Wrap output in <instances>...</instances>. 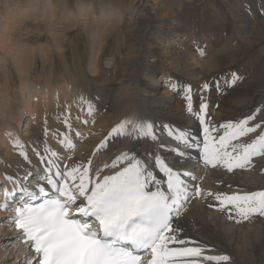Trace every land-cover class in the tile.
<instances>
[{"label":"snow or ice","instance_id":"6c2138e0","mask_svg":"<svg viewBox=\"0 0 264 264\" xmlns=\"http://www.w3.org/2000/svg\"><path fill=\"white\" fill-rule=\"evenodd\" d=\"M197 51L202 56L206 53L199 46ZM242 80L233 71L225 83L232 88ZM216 87L220 89L219 82ZM209 89L208 83L202 85V92ZM183 95L186 111L197 120L203 136L200 139L189 129L162 125L177 145L168 149L176 157L172 163L160 154L159 149L167 145L160 141L153 122L124 120L108 135L128 136L137 142L151 141L156 150L146 156L138 154L135 148L122 152L93 175L91 160L62 166L60 154L45 141L42 151L32 150L45 165L34 186L26 183L30 182L31 171L22 179L6 176L13 189H4L0 210L13 213L8 219L20 233L16 239L28 245L29 253L23 264H230L229 255H206L204 246L182 236L184 230L179 226V218L191 200L207 197L218 202L209 207L226 211L228 218L236 223L254 216L264 217V190L213 193L198 184H190L189 180L202 177L187 170L192 156L190 151L182 149H197V163L205 168H222L228 173L252 170L254 158H264V120L256 122L264 112V105L241 119L216 125L208 116L209 105L204 95L200 97L198 110L194 108L190 85L184 87ZM80 100L91 115L92 102L83 97ZM62 123L69 131L73 127L68 116ZM69 131L60 133L58 143L63 149L74 151L76 145ZM44 134H48L47 122ZM75 135L79 137V131ZM105 146L106 142L102 141L97 151ZM13 147L31 164L24 143L17 138ZM105 169L109 172L105 173ZM18 193L19 203L13 206L9 201Z\"/></svg>","mask_w":264,"mask_h":264},{"label":"bare ground","instance_id":"6f19581e","mask_svg":"<svg viewBox=\"0 0 264 264\" xmlns=\"http://www.w3.org/2000/svg\"><path fill=\"white\" fill-rule=\"evenodd\" d=\"M134 1L135 2L133 4L136 6L137 11H135L134 9V11L131 12L132 14L129 17L125 18L128 19L126 21L127 27L124 28L125 29L124 31H120L118 28L119 23L117 21L121 20V16H119L117 19H114V16H116V14H118L119 12L117 10H112L110 6L107 7L101 4L99 5V10H95V7H93V3L91 4L89 2L88 3L81 2L78 5V12H79L78 15L80 18L85 19L81 22L79 21L80 22L79 28L87 32L89 34V37L91 38L93 37V40L91 42L93 43L92 45L93 50H97L98 48L99 51L103 50L104 41L108 39V37L112 33H114V38H113L114 43L118 44L119 41L121 42L119 46L118 56L114 55L115 57H117V59L114 61L110 60V63H108V65L111 64L113 66L112 68H115L118 59L120 60V67L116 71L117 73L115 75L112 72L113 70L111 68L110 70H107L108 68L106 69L105 66L103 65L98 66L99 70L96 69L95 64L98 63V61L101 58L100 57L101 55H96L95 57L93 54L92 60L90 59L92 61V64L95 63L93 65L95 68L93 67L94 69L92 68L90 69L93 75L92 73L88 74L89 72L86 73L82 71L80 64L81 61L80 59H78V56L77 54H75V52H73L72 54L73 61L70 62L69 59L66 57L67 49L65 50L63 44L61 45L58 44L59 40L63 39L64 41V39L66 38L67 29L70 25H68L66 22H63L62 25L58 23V25L59 24L61 25L60 27L58 26L59 29H54L53 27L54 31H51V36L54 41L53 43H55V47H56L55 53L57 52V54L59 55L60 63L64 67V69H60V70L56 69V71H53V69H55L54 66L51 69L52 73H54L55 75L53 77V81H56L54 88L56 89V93L59 97L58 109L52 112V116L56 117L57 126L54 128L52 132L48 129V135L46 137L42 136L38 138L36 135H40L42 133L41 131L45 126V122H47V127H49L52 124V119L48 117L49 113H46L47 110L44 112L45 109H40V106L34 108V105L30 102V98L27 99L24 98L23 103H27L28 108L32 109L30 113L38 114L37 124H33L30 128L28 127L31 122L30 116L26 124L24 121L22 125L20 122L21 120H19L17 125V127L21 130L20 132H22L23 134L26 132L23 130V127H27L28 131L33 132V134L29 136V138L23 141L28 151L31 164L25 162L23 158L19 156L18 154L19 150L13 147V140L10 141L8 139L9 129L6 130L3 134H0V186L3 183L4 189L13 188V183L8 179H6V176H13V178L22 179L28 171L32 172V176L29 179H31L32 181L36 180L34 183H30V184L37 183V177L38 175L42 174V169L45 167V165L39 162L38 158L33 154L32 150L35 148L37 150L42 151L43 143L45 141L53 150L57 151L58 153L61 152L67 153L66 156H69V154H71L70 156L71 159H68L67 157H65V159L63 158L64 160L67 161V163L70 162L72 164L86 163L88 160H92L91 149L97 148V146L100 145L102 141H105L106 145H108L107 139L111 137L108 134L117 125V123L115 122H117L118 120H120V123L121 121L124 120L135 121L137 119L151 121L155 124V131L158 137H160L161 132L164 130L162 128L161 129L158 128L159 125L163 124L164 122L166 123L167 120L169 121L171 120L175 123L182 124V126L186 124L188 126L196 125L197 127H199V123L197 122V120L193 119L192 116H190L187 113V111H185L183 106L177 105L176 108H174V106L172 105L167 106L166 103L159 104L154 99H151L153 96L152 89L156 88V85L155 84L153 85V77L152 76L148 77L150 76V74H152L153 76L155 73L158 74L157 70H155L157 69V67L156 68L152 67L151 64L154 63L156 56H158L157 60L158 61L160 60L159 58H161L163 55L162 50L165 45H167V48L172 46L171 42H173V40H170L169 37L175 36L174 38L175 41L177 40L184 41L185 38L188 36V34H190L189 32L190 26L193 33L195 32L196 27L201 26L200 31L202 29L206 30V32L203 33H211L213 31L220 29L224 33L226 32L227 35L225 36L226 39H223L224 37L219 38L218 34L215 33L211 34L209 37H204V36L202 37L203 45L200 47L201 48L205 47L206 49L205 55L207 56L205 58H201L199 52L196 53L193 50L192 51L190 50L188 52L184 51L183 54L178 53V56H175L174 60L171 61L168 60L170 65L177 67V70L180 71L181 75L185 74L186 76L187 75L196 76L198 74L203 73V77H200L201 79L204 80L218 79L219 77L226 75L223 72L226 69L224 66L226 65V63L232 65L231 67L233 66L235 67L236 63H240L242 58L241 59L238 58L234 60L233 54L237 55L238 52L240 51L242 52L241 54L247 52L250 53L251 51L254 52L257 51V55L264 54L260 52L262 50H260V48L257 46V43L261 41V39H264V18L261 17L258 20L257 19L253 20L254 10L256 11L255 12L256 16L259 15L258 12L264 13V5L260 4L261 0L250 2L251 3L250 7H248L249 5H246V3L248 4L247 1L244 2L245 0H236V6L238 7L237 10H235L233 2L232 1L230 2V0H220V2H217L216 0L215 2L218 4H214L213 6V11L215 14L214 18L210 17L207 18L206 20H201L200 17L192 18L189 15L181 16L179 10H178L179 13L175 14L172 11L166 9V6L163 4L165 3L164 0H153L152 4L149 3V1L152 0H134ZM35 5H36L35 2H30L28 3V6L24 5L23 8L17 6L18 8H16V11L13 8H11L12 11L10 9L7 10V12L4 13V15L0 14V20H3L1 21V25H0V37H2V33H3V38H5L3 40L2 38H0L1 43L5 41L8 43L10 39L9 37L10 34L9 35L7 34L11 32V31L8 32V29L10 27L11 29L14 30L15 34L16 32L18 33V31L16 30L19 29V27L21 28V26H23L21 24H23L22 22L24 21V19H26L25 13H27L30 10H34ZM177 6L181 7V4H178ZM258 7L260 9H258ZM234 12H237L236 16L239 17V21H233L232 19H230L229 17L230 14L234 17L233 15L235 14ZM97 13L100 14V18H98L96 21L94 15L96 16ZM9 14L10 16H8ZM119 14L121 15V12ZM5 15L6 18H4ZM52 15L51 17L53 18L55 15L54 13ZM56 15L57 17L59 16L58 14ZM9 17L11 18L9 19V21L16 24L14 25L12 24V26L7 25L6 23L8 22ZM167 17H169L171 20L166 24L165 22H163V19H166ZM112 18L114 19L113 21L111 20ZM107 19L109 20L107 21ZM188 20H189L188 24H190V26L186 24ZM55 21H57V19ZM215 21L217 22L216 24L214 23ZM73 24H74L73 26L76 25L75 23ZM182 29L186 30V35L184 37L182 35L183 33ZM235 31L241 33L242 40L240 41L238 47H236V45L234 46L232 42L235 41L233 36L236 39V36L234 35ZM12 35H14V33ZM95 38L98 39V43L96 42L97 39L96 41L94 40ZM20 39L21 38H19V40ZM189 39L195 40V42L197 43L196 38L193 37V35H189ZM17 40L18 38H16V40L13 39L12 41L15 42ZM251 43L253 44L251 45ZM124 44H125V48H124ZM191 44L192 43L189 42L188 46H190ZM244 44L245 47L248 46V44L249 46L241 50V47L243 48ZM218 45H221L220 49L217 48ZM12 46L9 45L6 49L4 48L7 54L12 53L14 48ZM49 47L50 46L48 45H42V44L41 46L23 45L22 47H19L18 51L16 50L11 60L5 59V61L7 62L12 60L14 61L17 72L20 75L19 77L21 78L20 87L23 88L24 90L27 89V86H29L30 83H33V75L31 74V71H34L35 69L33 68V66H30L31 64L29 63L32 60H34L36 54L37 56H40L42 59H44V61H48L49 58L47 57L48 54L51 52V49ZM123 48L125 49L124 53H120V49L123 50ZM172 51L174 50L170 49V51H166L165 53H170ZM149 55H152V57L154 56V58L147 62L148 58L150 57ZM1 58H3V55L0 53V61H2ZM263 58L264 57H260V56L256 57L255 59H257L256 61L258 63L254 62L253 64L254 65L262 64ZM55 60L56 59L54 57L53 62ZM6 64L7 63L3 64L2 73L0 74V98L5 103L10 98L17 97L15 96V94L10 96L11 92L9 86L12 85L11 82L12 80H15V77L13 76L14 79L12 78V76L9 77L11 73V68L10 66L8 67V65L5 66ZM102 64H104V62ZM245 64L246 61L240 64L242 65V67L241 69H239L240 70L239 72L243 73V76L245 74V68H244ZM34 66H36V62ZM103 67H104L103 73L99 74L100 73L99 71H101ZM122 68L124 69V71L122 70ZM138 71L139 74L141 73L142 75H145L148 78H143V79L141 78L140 83H138L137 82L139 76V74L137 73ZM74 72L80 74L79 78L74 74ZM1 75L5 76L6 81L3 79V81L5 82L4 85L1 83ZM69 76H72L73 78L77 79L78 83L82 85L81 87H76L74 84H72V87L76 94L75 98L73 97L74 92L72 93L71 98H68V91L70 88V84L68 83L67 79ZM112 76H115L114 81H112L111 84L108 85L109 86L108 91L105 89H100V91L98 90L100 94L99 96H102L101 99L103 101L99 100L97 101L95 106L93 105L95 107L94 111H97V109L100 107L107 108L108 111L107 114H105L106 116L99 115L96 119H94L95 116H92L94 114L90 115L87 110L82 116L84 112V107H82L80 98L83 97L84 100L91 101L93 102L92 104L95 103L92 97H94L93 95H95L96 91L91 88L90 82L94 81L98 77H101L100 79L98 78L99 82L100 81L106 82L110 80ZM158 76H156V78ZM126 78H132L133 80L126 81ZM120 82H122L121 84L122 87L118 85ZM109 89H111L110 94H109L110 92ZM115 89H117V91H114ZM239 101L242 103L245 101V99L235 98L234 101L232 100L230 101L229 107H232V105H236V103H238ZM11 111H12L11 109H8L9 113ZM223 111L224 109L221 108V111H218L215 117H213L214 124L219 125L221 124L222 120H228L237 117V116L233 117V115H231L233 114L232 112L233 110H231L230 108H228L225 112ZM40 116L46 117V119L44 120L42 118L39 119L38 121V118ZM65 116H68L71 124L73 125L70 131L66 129L64 124L62 123ZM86 119L88 121V124L83 123V121H85ZM237 119L239 118H235L233 120H237ZM258 120H260V118ZM261 120H264V114H262ZM65 131H69V135L72 136L73 143L78 148H79V144L76 142L78 140L77 138L80 139V137L83 135L86 136L89 135V138L87 140L85 139L83 143V147L79 149L78 152L74 153V151H67L63 149L62 146L59 145L58 143L59 139L61 138L60 133H64ZM77 131H79L80 133L79 137L75 135ZM165 132H166L165 134H167V130ZM53 133H55V135ZM193 135H196L198 138L202 139L203 133L193 132ZM250 135L254 137L255 134L253 135L250 134ZM113 136L116 137L115 135ZM170 140L171 138H168L166 141H170ZM129 144L130 146L128 147L127 151L135 148L137 153H139L138 151L139 144H141L140 145L141 148L149 147L150 152L156 149V145L153 144L151 141L137 142L133 139V142H130ZM164 144L167 145V148L161 149V151L159 150L160 154L164 155L167 158V160L170 163H172L175 161L176 157L175 154L169 152L168 149L175 148L177 147V145L176 146L169 145L167 142ZM108 149L111 148L108 147ZM108 149H106V151ZM186 150L190 151L188 149ZM196 150L197 149H193L190 152L191 155L197 154L196 156L198 157L199 153L196 152ZM262 159H261L262 163L258 165L260 166V168H258L259 169L258 173L252 171L251 172L240 171L237 172L236 174L230 175V177H227L228 183H230V181L234 183L237 182L238 184L237 188L242 189V191H234V192H249L254 190L255 191L264 190V174H263L264 172L262 174L259 173L264 170V168H262L264 167V159L263 160ZM259 161L260 160H257L256 162L254 161L255 167ZM101 162L102 159H99L98 165L96 163L94 164L96 168L93 167L92 164L90 165L93 175L95 174L97 169H100L104 166L106 159L103 161L102 164ZM189 165L191 164L188 163L187 169L191 170ZM198 166L200 167V169L199 168L196 169L197 166H195L194 171L196 176L202 177V179L195 181L194 185L198 184L202 189L209 190L213 186L216 180L223 178V171L220 169H213L215 172L214 175L208 177L206 171H204V169L201 167L202 163H199ZM153 171L158 172V170L155 168H153ZM108 172L109 170L105 169V173ZM40 182L43 183V181ZM219 182L225 184L224 180ZM189 183L191 184L192 181L189 180ZM32 186L33 185H29V187ZM218 187L223 189L224 185ZM232 192H233L232 189H230L229 193ZM3 195H1L0 198ZM217 203L218 202H216L212 197L195 198L191 200V202L187 205L184 213L179 218V226L184 230L182 236L190 239L191 237H193L194 239H197L202 243L207 244L208 246H210V248L212 247L211 249H214L212 254H214L215 251L216 253L218 251L217 254H220L221 252L229 255L230 257H232V261H230V264H264V230L257 232L254 229L255 227H251L253 225V222L250 223L246 222V225H242L236 229L233 228L232 225H230L233 224V221L231 222L228 221L227 219L228 213L226 211H220L218 210V207H216L215 211L214 210L212 211L208 206L209 204L217 205ZM1 213L2 211L0 210V215ZM2 216L7 217V221L10 223V220L8 219L9 218L8 214L4 215L3 213ZM223 219L225 220L223 221ZM0 232H1L0 233V263L2 261V264H9L7 263V261H5L7 260L8 257L4 259L2 258V255L4 253L6 255L8 252L9 255H11L12 253L14 255L15 249L18 250L19 252L17 251L18 254L16 255V257H14L13 262L11 264H15L16 262L22 261L24 257L29 253V249L27 248V245L21 244L16 239V237L19 235L16 232H13L11 223L10 226L7 225L6 228L0 226ZM3 244L5 245V249H1ZM8 247L11 248L8 249ZM233 257H235L234 260ZM205 264H208V262H205Z\"/></svg>","mask_w":264,"mask_h":264},{"label":"rangeland","instance_id":"374dc122","mask_svg":"<svg viewBox=\"0 0 264 264\" xmlns=\"http://www.w3.org/2000/svg\"><path fill=\"white\" fill-rule=\"evenodd\" d=\"M215 1L216 0H164L165 3H163V4L166 6V9H168L169 11H172L175 14H178L179 13L178 10H179L181 16L189 15L192 18L200 17L201 20H206L207 18H210V17L214 18L215 14L213 11V6H214V4H218ZM231 1L233 2L235 10H237L238 7L236 6V0H230V2ZM246 1L248 2V4L246 3V5H249L248 7H250L251 6L250 2H254L257 0H245L244 2H246ZM30 2L36 3L35 9L30 10L27 13H25L26 19H24V21L22 22L23 24H21L23 26H21V28L19 27V29H21V30L17 29L16 31H18V33L16 32V34H15L14 30L11 29V27H10L8 29V32L9 31H11V32H9L8 34L6 33L7 35L10 34L9 35L10 39H9L8 43L6 41L2 42V43L0 42L1 43L0 44V53L3 55V58H1L2 61H0V74L2 73L3 64L7 63L5 66L8 65V67L10 66V68H11V73H10L9 77L12 76L13 79L15 77V80H12V82H11L12 85L9 86V89L11 92L10 96H12L13 94H15V96H17L15 98H10L8 101H6V103L0 98V134H3L6 130L9 129L8 139L10 141L11 140L14 141L18 137L22 143L25 139L29 138V136L32 135L33 132L28 131L27 127H23V130L26 131L27 133L25 132L23 134L22 132H20L21 130L17 127L18 121L21 120L20 122L22 125H23V122L25 121V124H26V122L29 120V116H30L31 122L28 126L30 128L33 124H37V117H38V114H36V113L31 114L30 113V111H32V109L28 108L27 103H23L24 98H26V99L30 98V102L34 105V108H36L37 106H40V109H45L44 112L47 110L46 113H49L48 117L52 119V124L48 127V129L51 132L57 126L56 117L52 116V112L54 110L58 109L59 97L56 93V89L54 88L56 81H53V77L55 75H54V73H52L51 69L54 66L55 69H53V71H56V69L60 70V69H64V67L60 63L59 55L57 54V52L55 53L56 47H55V43H53L54 41H53L52 36H51V31H54V29H59V27L63 24V22H66L68 25H70L67 29L66 38L64 39V41H63V39H61V40H59V43L58 42L57 43L60 45L63 44L65 50L67 49L66 57L69 59V61L70 62L73 61L72 54H73V52H75V54H77V56H78V59H80V61H81L80 64H81L82 71H84L86 73L89 72L88 74H91L92 73L90 71L91 68L94 69L96 67V69L99 70L98 66L103 65V66H105L106 69L108 68L107 70H110V68H111L113 70L112 72L115 75L117 73L116 71L120 67V60L118 59L115 68H112L113 66L111 64L108 65V63H110V60L114 61L117 59V57H115V56H118L119 46H120L121 42L119 41L118 44H115L113 41L114 33H112V34H110L108 39H106L104 41L103 50L99 51V48L97 50H93L92 49L93 43H91L93 40V37L92 38L89 37V34L87 32H85L83 29L79 28L80 22L85 20V19L79 17L78 5L81 2H86V3L89 2L91 4L93 3V7H95V10H99V5L103 4L104 6H107V7L110 6L112 8V10H117L119 13L121 12V15L118 13V14H116V16H114V19H117L119 16H121V20L117 21L119 23L118 28L120 31H124L125 30L124 28L127 27L126 21L128 18L127 19H125V18L129 17L132 14L131 12L134 11V9H135V11H137L136 6L133 4L135 2L134 0H68V1L67 0H49V1L48 0H32V1L31 0H0V14L4 15V13H6L7 10H10L11 8H13L16 11V8H18L17 6H19L20 8H23L24 5L28 6V3H30ZM217 2H220V0H217ZM149 3L152 4L153 0L149 1ZM178 4H181V7H178L177 6ZM260 4L264 5V0H261ZM133 6H134V8H133ZM241 8H242V6H241ZM54 9H56V10H54ZM245 9H246V6H245ZM258 9H260V8L258 7ZM174 10H175V12H174ZM249 10H251V9H249ZM11 11H12V9H11ZM255 12L256 11L254 10V15H253L254 19L253 20H256V19L258 20L261 17L264 18V13L258 12L259 15L256 16ZM53 13L56 16V17L55 16L54 17L57 19V21H55L56 19L54 17L53 18L51 17V15ZM234 13H235V14H233L234 17L230 14V16H229L230 19H232L233 21H239V17L236 16L237 12H234ZM56 14H58L59 15L58 17L61 19H59ZM8 16H10V14ZM64 17H65V19H64ZM4 18H6V15L4 16ZM94 18L97 21V19L100 18V14L97 13L96 16L94 15ZM9 19H11V18L10 17L8 18V22L6 23L7 25L12 26V24L13 25L16 24V23H12L11 21H9ZM114 19L112 18L111 20L113 21ZM66 20L67 21L69 20V21L67 22ZM108 20L109 19H107V21ZM170 20L171 19L169 17H167L166 19H163V22H165L167 24V22H169ZM1 21H3V20H0V25H1ZM53 23H54V26H53ZM58 23H60L61 25L60 24L58 25ZM73 23H75L76 25L73 26L74 25ZM188 23H189V20L186 22V24L188 26H190V24H188ZM214 23L216 24L217 22L215 21ZM53 27H54V29H53ZM200 27L201 26L196 27V30L193 33L191 26H190V30H189L190 34H188V36L185 38L184 41H179V40L175 41L174 40L175 36L169 37L170 40H173V42H171L172 46L167 48V45H165L163 47V50H162L163 55L161 58H159L160 59L159 61L157 60L158 56H156L155 61H154V63L151 64V66L155 67V68L157 67V69H155V70H157L158 74L155 73L154 76L152 74H150V76H148V77H151V76L153 77V85L154 84L156 85V88L152 89L153 96L151 99H154L159 104L166 103L167 106L172 105V106H174V108H176L177 105H181L184 107V109L186 111V103H185V99H184V95H183V89L185 86L190 85L192 90H193L194 108L197 110L199 109L200 97H201V95H204L206 97L207 103L209 105L208 116L211 118L212 122H214L213 117H215V115L218 113V111H221V108L224 109L223 112H225L228 108H230L231 110H233L232 111L233 114H231V115H233V117L237 116L235 118L241 119L245 115L251 114L253 111H255V109L257 107L264 105V58H263L262 64H259V65L253 64L254 62H257L256 61L257 59H255L256 57H259V56L264 57V54L263 55H257V51H255V52L251 51L250 53L247 52L244 54H241L242 52L240 51V52H238L237 55L233 54L234 60H236L238 58H240V59L242 58L240 63H236L235 67L234 66L231 67L232 65H229L228 63H226V65H224L226 69H225V71H223L226 75L219 77L218 79H213V80L212 79H209V80L201 79L200 77H203V73L198 74L196 76H188V75L186 76L185 74L181 75L180 71L177 70L176 66L174 67V66L169 64V61L174 60L175 59L174 57L178 56V53L183 54L184 51L188 52L190 50L191 51L193 50L194 52L197 53L198 52L197 46L200 47L203 45V43H202L203 42V39H202L203 36L209 37L211 34L215 33V34H218L219 38L224 37L223 39H226L225 36L227 35V33L226 32L224 33L220 29L213 31L211 33H203V32H206V30L202 29L200 31ZM182 32H183L182 35L184 37L186 35V30L182 29ZM13 33H14V35H12ZM189 35H193V37L196 38L197 43L195 42V40H192V39L190 40ZM234 35L236 36V39L233 36L235 41H232V42H233L234 46L236 45V47H238V45L240 44V41L242 40L241 39V33H238L237 31H235ZM146 37H147V34H146ZM0 38H2V40L5 39V38H3V33H2V37H0ZM16 38H18L17 41H15V42L12 41L13 39L16 40ZM19 38H21V39L19 40ZM96 39L97 38H95L94 40L96 41ZM96 42L98 43V39ZM189 42L192 43L190 45L191 47L188 46ZM247 42H250V41H247ZM11 44L14 46H12ZM41 44L50 46L49 48L51 49V52L48 54V57H47V58H49V60L44 61V59H42L40 56H37V54H36V56L34 57V60H32L29 63V64H31L30 66H33V68L35 69L34 71H31V74L33 75V83H30L29 86H27V89L24 90L23 88L20 87L21 78L19 77L20 75L17 72L16 65H15L14 61L12 60V61L7 62V61H5V59L11 60V58H13L16 50L18 51L19 47H22L23 45L41 46ZM252 44L253 43H251V45ZM9 45L14 47V48H13L12 53L7 54V52L4 50V48L6 49ZM110 46H111V48H110ZM214 46H216V45H214ZM248 46H249V44H248ZM248 46H246V47H248ZM257 46L260 48V50H262L260 52L264 53L263 52L264 39H261V41H259L257 43ZM246 47L244 44L243 48L241 47V50H243ZM124 48H125V44H124ZM124 48H123V50L120 49V53H124V50H125ZM217 48L220 49L221 45H218ZM170 49L171 50L173 49L174 51H172L170 53H165L166 51H170ZM26 50H28V49H26ZM108 53H110V54H108ZM93 54L95 57H96V55H101L100 56L101 58L97 64H95V63L92 64L91 60H92ZM240 54H241V56H240ZM149 56L151 58L149 57L147 62L154 58V56L152 57V55H149ZM206 56L207 55H203V56L201 55V58H205ZM54 57L56 60L53 62ZM89 57H91V58H89ZM89 61H91V62H89ZM244 61H246V64L244 66L245 74L243 76V73H240L239 69H241V67H242V65H240V64H242ZM35 62H36V66H34ZM103 62H104V64H102ZM94 64H95V67L93 66ZM230 67H231V69H230ZM103 70H104V67L101 69L102 72L99 71L100 72L99 74H102ZM122 70L124 71L123 68H122ZM236 70H238V71H236ZM229 71L230 72H232V71L237 72L239 75H241L243 77V80L237 83V85H236L237 87L236 86H234L232 88L227 87L225 80L230 79V72ZM137 73L139 74V71ZM74 74L76 76H78V78H79L80 74L75 73V72H74ZM92 75H93V73H92ZM156 76H158L157 77L158 81H157ZM114 77L115 76H112L111 79L106 81V82L105 81L99 82V79L101 77H98L99 79L98 78L95 80L93 79L94 81L90 82L91 88L96 91L95 95H93L94 97H92L93 101H95V103L93 104L94 106L96 105L97 101L102 100L101 99L102 96H99L100 94H99L98 90L100 91V89H105L108 91V88H109L108 85H110L111 82L114 81ZM148 77L145 75H142L140 73L138 76L137 82L140 83L141 78L143 79V78H148ZM3 79L5 80V76L1 75V83L4 85L5 82L3 81ZM67 80H68V83L70 84V88L68 91V98H71L73 92H74L73 97L75 98L76 94H75V91L72 87V84H74L76 87H81L82 85L79 84L78 80L73 78L72 76H69ZM131 80H133V79L132 78H126V81H131ZM255 80H256V82H255ZM217 82H219V84H220L219 90H217V87H216ZM204 83H208L210 85V89L207 92H202V85ZM101 84H103V85H101ZM121 84H122V82H120L118 85L120 87H122ZM173 85H178V87L174 88ZM93 87H95V88H93ZM111 89H112V87H111ZM111 89H109V91ZM114 91H117V89H115ZM16 92H17V94H16ZM110 93H111V91L109 92V94ZM149 94H151V93H149ZM235 98H244L245 101L242 103L239 101L238 103H236V105H232V107H229L230 101L231 100L234 101ZM248 101H249V103H248ZM82 107H84V112L82 114V116H83L85 111L87 110V106L82 105ZM8 109H11L12 111L9 113ZM25 110H27V111H25ZM107 111H108L107 108L100 107L97 109V111H94L92 113V114H94L92 116H95L94 119H96L99 115L106 116L105 114H107ZM235 113H237V114L239 113V114L237 115ZM163 114H165V113H163ZM262 114H264V112H262L259 115L258 119L260 118V120H257L256 122L261 121ZM42 118L44 120L46 119V117L40 116L38 118V121H39V119H42ZM88 118H90V117H88ZM235 118H233V119H235ZM233 119L222 120L221 123H224L226 121L233 120ZM115 123H117V125L120 124V120H118ZM162 125H169L175 129L176 128L189 129V130H191V132L199 131L198 130L199 128L196 126H188L186 124H184L182 126V124L175 123L171 120L170 121L167 120L166 123L164 122L163 124L159 125L158 128H160V129L163 128ZM44 128H45V126L43 127V130L41 131L42 133L40 135H36L38 138H40L42 136L46 137L44 134ZM110 130H111V128H110ZM200 130L202 131V128H200ZM165 133H166L165 130H163L160 134V137H159L160 140H162L163 142H165L169 138L167 136V134H165ZM9 134H11V135H9ZM88 138H89V135L84 137V139H86V140ZM77 139L78 140L76 142L78 144H79V142L83 141V140H81L82 138L80 140H79V138H77ZM172 140L173 139H171L170 141H166V142L167 143L172 142ZM130 142H133V139L131 137H128V136H116V137L111 136V137H109L107 139L108 145H106L104 148H101L98 151V153H97V148L91 149L92 150L91 151V159H92L91 164H92V166L96 168V166H94V164L96 163L98 165L99 159H102L101 164L103 163V161L105 159H106L105 164H110L115 157L119 156L122 152L127 151L128 147L130 146V144H129ZM140 145L141 144H139V146H138V151H139L138 154H140L142 156H146V153L150 152V148L149 147H142L141 148ZM82 147H83V142L79 144V148H75L74 153L78 152L79 149H81ZM108 147H110L111 149H108ZM106 149H108V150L106 151ZM154 150H156V149H154ZM159 150H161V149H159ZM60 156L62 157L61 165L62 166L68 165V163L66 161L63 162L64 161L63 158H65L66 156L62 155V154H60ZM261 159L262 158H260V157L254 158L255 162L257 160H260V161L258 162L256 167L254 166V168L252 170H248V172L252 171V172L258 173V171H259L258 168H260V166H258V165H260V163H262ZM150 162L152 163L151 160H150ZM201 167L203 168L204 166H201ZM102 168H100V169H102ZM262 168H264V167H262ZM203 169H206L204 171H206L208 177L213 176L215 173L211 167H208V168L204 167ZM218 169L223 171V178L216 180L215 183L213 184V186L209 189L210 191H212L213 193L223 192V193H228V194H231V193H229L230 189H232L233 192L234 191H242V189L237 188V185H238L237 182H235V183L232 181H230V183L227 182V177H230V175L236 174L237 172H240V171L228 173L225 170H223L222 168H218ZM191 170H192V168H191ZM259 173L262 174L263 171L259 172ZM222 180L225 181V184L224 183L222 184V182H219ZM221 185H224L223 189L218 187ZM210 209L212 211L216 210L215 207H210ZM2 214H3V212L0 215V226H2L3 228H6L7 225L10 226V223L7 221V217H3ZM4 215H5V213H4ZM226 217H227V215H226ZM227 219L230 222L233 221V224H230V225H232V227L235 229L242 226V225H246V222H249V223L253 222V225L251 224L252 225L251 227H255L254 229L257 232L264 230V217L254 216L250 220L242 221L241 223H236L235 220H230L228 217H227ZM224 220L225 219H223V221ZM260 222L262 223L263 228H262ZM240 230H241V228H240ZM245 230H246V228H245ZM191 239L194 241H197L199 243V245L204 246L206 248V252H205L206 255H216L218 253V251H217V253L215 251L214 254H212L214 251V249H211L212 247L210 248V246H208L207 244H204L201 241L194 239L193 237H191ZM9 241H12V240H9ZM9 248H11V247H8V249ZM1 249H5L4 244L1 247ZM207 249H211V250L208 251ZM14 251H15L14 252L15 256L13 255V253L11 255H9V252L6 255H5V253L2 255V258H4V259H6V257H8L7 260H5V261H7V263H9V264H11L13 262L14 257H16V255L19 252L16 249ZM221 254H224V253L220 252V254H217V255H221ZM4 255H5V257H4ZM234 259H235V257H233V260ZM23 261H24V259L20 262L15 261L16 263L15 262L14 263L15 264H23ZM231 261H232V257H231ZM0 264H2V261Z\"/></svg>","mask_w":264,"mask_h":264}]
</instances>
